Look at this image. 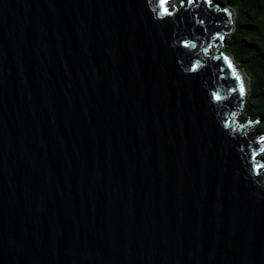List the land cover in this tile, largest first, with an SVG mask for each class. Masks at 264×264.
Segmentation results:
<instances>
[{"label":"water","instance_id":"water-1","mask_svg":"<svg viewBox=\"0 0 264 264\" xmlns=\"http://www.w3.org/2000/svg\"><path fill=\"white\" fill-rule=\"evenodd\" d=\"M164 7L0 0V264H264L232 12Z\"/></svg>","mask_w":264,"mask_h":264},{"label":"trees","instance_id":"trees-1","mask_svg":"<svg viewBox=\"0 0 264 264\" xmlns=\"http://www.w3.org/2000/svg\"><path fill=\"white\" fill-rule=\"evenodd\" d=\"M213 1L222 2L232 12L234 28L219 52L232 59L236 69L248 77L245 118L258 119L259 131L264 132V0Z\"/></svg>","mask_w":264,"mask_h":264},{"label":"snow or ice","instance_id":"snow-or-ice-1","mask_svg":"<svg viewBox=\"0 0 264 264\" xmlns=\"http://www.w3.org/2000/svg\"><path fill=\"white\" fill-rule=\"evenodd\" d=\"M161 4H164L166 2V0H160ZM194 0H187L188 4L193 3ZM203 3L211 6L212 5V0H202ZM185 8V0H180V4L177 6V8L175 9V11H170L167 7H164L162 9V14H161V18H165L168 16H177L178 13ZM155 11V9H154ZM225 11H227L225 9ZM197 24L200 25V27L203 29L205 34H208V27H207V22L204 19H198L196 21ZM217 37L219 38H223L220 36V33L217 31L214 34H212L210 36V38L205 39L203 41V43L205 45H207L206 47L203 48V51L207 52L209 47L211 46V41L215 40ZM181 43H183L185 46H188V41H182ZM195 46V45H193ZM219 59V58H217ZM223 59L225 61H227V66L228 68L232 69V76L235 78L236 81H238V86L237 87H233L231 89L232 92H237L239 93L240 97H243L245 95V86H244V82L242 81L241 77L239 76V74L236 72V69L233 67L231 60H229L227 57H223ZM198 66V65H197ZM215 99L219 100L221 99V97L217 94L215 95ZM234 115V113H233ZM249 124L252 123V121H248ZM258 123V122H257ZM242 127V126H241ZM264 144V135L259 136L256 140H255V146L251 145L250 142V150H251V158L253 161L256 160L257 156L260 155L261 152H264V148H259V145ZM251 167L253 168L254 171H256L257 173L259 172L260 168L264 167V163L261 164H252Z\"/></svg>","mask_w":264,"mask_h":264},{"label":"rangeland","instance_id":"rangeland-1","mask_svg":"<svg viewBox=\"0 0 264 264\" xmlns=\"http://www.w3.org/2000/svg\"><path fill=\"white\" fill-rule=\"evenodd\" d=\"M169 3H170L169 4V6H170L169 10H173V9H175L179 5V0H172ZM224 8L227 9L226 7H224ZM234 18H235V16H234ZM234 24H235V20L233 19V26H232V28H231V30L229 32L225 33V35L223 37V40L221 42V45L219 47H217L218 49L222 48L225 45V39L233 31ZM214 49H215V44H212V47H211V51L210 52H213ZM239 73H241V75L243 77L244 86H245V92H246L244 97H240V102L241 101H246V103L243 104V105H241V108L239 109V112L237 114V120H239L238 121L239 123H245L246 121L251 120L250 118L249 119H246L245 118V116H246V113L245 112H247L248 92H250V87H249L248 77L246 78V75L244 74V72L239 71ZM255 120L257 122H260L258 119H255ZM250 128L251 129L253 128V124H250ZM259 156L260 157H264V152H261Z\"/></svg>","mask_w":264,"mask_h":264},{"label":"bare ground","instance_id":"bare-ground-1","mask_svg":"<svg viewBox=\"0 0 264 264\" xmlns=\"http://www.w3.org/2000/svg\"><path fill=\"white\" fill-rule=\"evenodd\" d=\"M194 1H195V0H194ZM216 50H217L216 52H217L218 54H220V53H221V52H219V49H218V48H217Z\"/></svg>","mask_w":264,"mask_h":264},{"label":"flooded vegetation","instance_id":"flooded-vegetation-1","mask_svg":"<svg viewBox=\"0 0 264 264\" xmlns=\"http://www.w3.org/2000/svg\"><path fill=\"white\" fill-rule=\"evenodd\" d=\"M239 121V120H238Z\"/></svg>","mask_w":264,"mask_h":264}]
</instances>
